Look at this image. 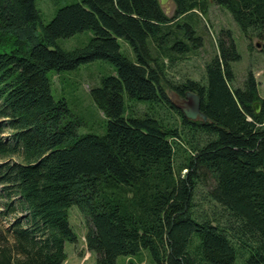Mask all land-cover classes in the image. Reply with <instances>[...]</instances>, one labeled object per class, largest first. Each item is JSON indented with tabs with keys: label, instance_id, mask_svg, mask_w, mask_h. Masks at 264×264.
Here are the masks:
<instances>
[{
	"label": "trees",
	"instance_id": "obj_1",
	"mask_svg": "<svg viewBox=\"0 0 264 264\" xmlns=\"http://www.w3.org/2000/svg\"><path fill=\"white\" fill-rule=\"evenodd\" d=\"M208 1L172 0L169 16L158 0H80L44 23L35 0H0V214H14L0 233V264H62L64 242L77 240L73 204L96 264L142 250L155 264H236L247 252L243 264H264V98L250 71L232 85L240 53L231 30L217 37L203 83L166 76V62L202 45L195 28ZM213 1L247 37H262L264 0ZM85 30L84 45H58ZM95 59L114 67L90 89L106 131L78 134L81 121L54 98L50 73ZM166 89L200 97L205 122L178 111L185 139L152 114L126 116L127 101L173 107ZM209 180L221 211L198 216L194 193Z\"/></svg>",
	"mask_w": 264,
	"mask_h": 264
},
{
	"label": "rangeland",
	"instance_id": "obj_2",
	"mask_svg": "<svg viewBox=\"0 0 264 264\" xmlns=\"http://www.w3.org/2000/svg\"><path fill=\"white\" fill-rule=\"evenodd\" d=\"M80 0H35L36 6L41 12L44 23L48 22L54 15L57 8ZM163 9L170 16L174 11L172 0L163 5ZM223 29L231 30L235 40L240 59L232 62L234 73L233 86L241 87L247 73H253L261 98H264V45H256L262 41V37H247L233 19L231 13L225 7L213 0L208 1L205 13L198 12L196 30L202 36V45L194 52L176 58L173 63L166 62V76L170 82L180 84L186 80H194L203 83L205 80V65L210 59L218 54L217 37L221 36ZM92 36L90 30L75 33L69 37H62L57 40L60 47L73 49L84 45ZM120 49L130 59H134L131 46L123 38H118ZM52 78V94L55 99L64 98L74 118H79L81 123L77 128L78 134L91 132L103 134L106 131L107 118L99 107L94 103L90 95V89L100 84V78L114 74L112 64L103 59H95L80 64L77 68L63 70L59 73H50ZM173 107L165 104L145 103L141 101H127V113L130 115L152 114L161 119L163 125L177 127L181 131L182 138L188 137L181 122L180 105L182 100L173 90L166 89ZM260 103V102H259ZM261 110V103H260ZM259 110V111H260ZM197 120V119H196ZM199 120V119H198ZM16 159V158H13ZM186 170H182V173ZM212 180L206 185L199 184L194 193V210L198 216L220 214V207L210 201L207 191ZM4 200L0 194V209ZM14 214L3 216L0 214V233H3L5 226L11 221ZM69 225L75 232L76 242L65 241L64 251L66 257L62 264H96L97 254L88 249L85 241L86 220L76 204L68 208ZM245 257L238 258L236 264H243ZM115 264H155L148 250H142L136 256H119Z\"/></svg>",
	"mask_w": 264,
	"mask_h": 264
},
{
	"label": "water",
	"instance_id": "obj_3",
	"mask_svg": "<svg viewBox=\"0 0 264 264\" xmlns=\"http://www.w3.org/2000/svg\"><path fill=\"white\" fill-rule=\"evenodd\" d=\"M159 3L163 6L165 5L168 0H158ZM263 40L257 41L256 45L260 46L264 45V33L262 35ZM179 98L182 100L180 105V110L182 115L189 119V120H196L200 119L202 122H205L207 120V116L205 113H203L200 109V97L197 93L192 91H186L184 96H179ZM254 111L256 113L260 110V103L258 101L254 102L253 104Z\"/></svg>",
	"mask_w": 264,
	"mask_h": 264
},
{
	"label": "bare ground",
	"instance_id": "obj_4",
	"mask_svg": "<svg viewBox=\"0 0 264 264\" xmlns=\"http://www.w3.org/2000/svg\"><path fill=\"white\" fill-rule=\"evenodd\" d=\"M193 16V15H192ZM188 18V17H187ZM194 20V19H193ZM196 29V28H195ZM242 31V30H241ZM180 108V107H179ZM181 111V110H180ZM198 120V119H197Z\"/></svg>",
	"mask_w": 264,
	"mask_h": 264
}]
</instances>
